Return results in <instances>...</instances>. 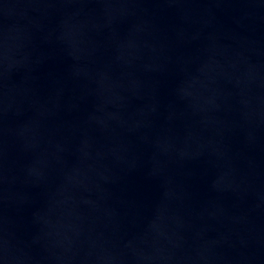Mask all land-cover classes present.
<instances>
[{"label":"water","instance_id":"water-1","mask_svg":"<svg viewBox=\"0 0 264 264\" xmlns=\"http://www.w3.org/2000/svg\"><path fill=\"white\" fill-rule=\"evenodd\" d=\"M0 264H264V0H0Z\"/></svg>","mask_w":264,"mask_h":264}]
</instances>
